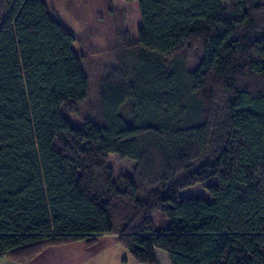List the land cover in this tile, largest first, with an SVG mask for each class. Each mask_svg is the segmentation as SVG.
I'll return each mask as SVG.
<instances>
[{
    "label": "trees",
    "instance_id": "obj_1",
    "mask_svg": "<svg viewBox=\"0 0 264 264\" xmlns=\"http://www.w3.org/2000/svg\"><path fill=\"white\" fill-rule=\"evenodd\" d=\"M115 1L137 5L117 34L137 63L78 128V39L45 0H0V259L112 235L139 264H264V0Z\"/></svg>",
    "mask_w": 264,
    "mask_h": 264
},
{
    "label": "rangeland",
    "instance_id": "obj_2",
    "mask_svg": "<svg viewBox=\"0 0 264 264\" xmlns=\"http://www.w3.org/2000/svg\"><path fill=\"white\" fill-rule=\"evenodd\" d=\"M110 1L45 0L52 18L59 21L78 39L83 54V70L89 79V95L86 101L78 106L76 115L69 116V121L78 128L82 127L84 119L91 117L92 107L96 104L98 86L105 76L111 70L119 68L121 64L137 63V57L131 54L133 50L128 53V49L117 40L118 33L135 38V32L139 27L137 5L132 3L135 9L126 6L127 3L123 1H120L122 2L120 4L112 0L111 7ZM123 112L126 113V109ZM108 165L116 179L119 176L132 177L136 163L120 159L116 155H109ZM186 197L210 199L200 186L190 188L181 194V198ZM153 223L156 229L164 228L168 224L162 213L153 215ZM84 247L82 242L66 247H46L26 262L61 263L75 258L83 259L84 256L89 258L91 251L85 250Z\"/></svg>",
    "mask_w": 264,
    "mask_h": 264
},
{
    "label": "crops",
    "instance_id": "obj_3",
    "mask_svg": "<svg viewBox=\"0 0 264 264\" xmlns=\"http://www.w3.org/2000/svg\"><path fill=\"white\" fill-rule=\"evenodd\" d=\"M81 243V242H79ZM77 244V243H74ZM70 244V245H74ZM63 245V247L70 246ZM85 246V245H84ZM90 250V257L83 259H72L65 262H52L45 264H139L127 253V251L118 243L117 238L112 235L100 237L91 247H84ZM72 250V249H71ZM155 256L158 264H170L167 254L160 250H155ZM0 264H34L33 262H20L5 257L0 259Z\"/></svg>",
    "mask_w": 264,
    "mask_h": 264
},
{
    "label": "water",
    "instance_id": "obj_4",
    "mask_svg": "<svg viewBox=\"0 0 264 264\" xmlns=\"http://www.w3.org/2000/svg\"><path fill=\"white\" fill-rule=\"evenodd\" d=\"M1 22H2V21H1V17H0V25H1Z\"/></svg>",
    "mask_w": 264,
    "mask_h": 264
}]
</instances>
